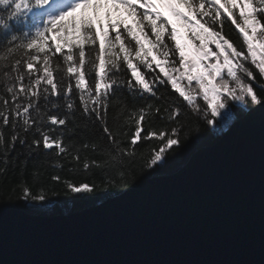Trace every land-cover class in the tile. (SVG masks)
I'll use <instances>...</instances> for the list:
<instances>
[{
  "label": "snow or ice",
  "instance_id": "obj_1",
  "mask_svg": "<svg viewBox=\"0 0 264 264\" xmlns=\"http://www.w3.org/2000/svg\"><path fill=\"white\" fill-rule=\"evenodd\" d=\"M234 103L264 107V0H0L5 201L131 189Z\"/></svg>",
  "mask_w": 264,
  "mask_h": 264
},
{
  "label": "water",
  "instance_id": "obj_2",
  "mask_svg": "<svg viewBox=\"0 0 264 264\" xmlns=\"http://www.w3.org/2000/svg\"><path fill=\"white\" fill-rule=\"evenodd\" d=\"M0 264H264V107L176 172L93 207L0 204Z\"/></svg>",
  "mask_w": 264,
  "mask_h": 264
},
{
  "label": "trees",
  "instance_id": "obj_3",
  "mask_svg": "<svg viewBox=\"0 0 264 264\" xmlns=\"http://www.w3.org/2000/svg\"><path fill=\"white\" fill-rule=\"evenodd\" d=\"M166 11V10H165ZM175 22V18H173ZM27 22H23L19 25L13 23V28L17 32H22L24 30H30L26 27ZM225 31L228 36L233 39L234 42L239 43L238 33L236 31L230 30L229 26L226 24ZM215 50V49H214ZM195 86V82H193ZM127 96V93H125ZM128 102H131V99H128ZM252 106H245L241 103H234L229 106L228 109L222 110L221 115L217 117V123L215 125H206L201 126L199 131L192 133L188 141L185 144V147L176 152L175 154H170L166 157V160L161 162L155 169L150 170L145 173L144 176L140 177V180L136 184L141 183L151 177L168 175L176 172L181 168L190 158V156L200 147L208 146L215 143L220 136L230 127V125L241 118ZM118 111L116 106L110 107V122L112 116ZM37 157L33 156V159ZM63 163V161H59ZM57 161L55 158H49V166H55ZM66 178H74L75 180H83L85 178L84 173H77L74 177L69 176L67 173H64ZM15 179H18V176H14ZM135 184V185H136ZM125 188H108L105 189L101 187L99 190L89 193V194H75V195H57L52 196L49 194V198L45 202H25L22 199H13L11 201H5L3 198H0V204L2 203H11L17 206H20L29 213L37 215H63L70 214L74 212H79L84 209L93 207L109 197L116 196L124 192ZM33 191H38L37 188H34Z\"/></svg>",
  "mask_w": 264,
  "mask_h": 264
}]
</instances>
